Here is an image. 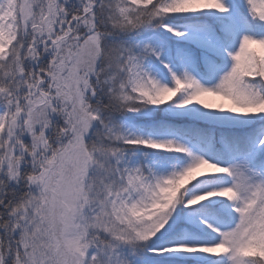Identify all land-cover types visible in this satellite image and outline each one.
<instances>
[{
  "label": "snow or ice",
  "instance_id": "6c2138e0",
  "mask_svg": "<svg viewBox=\"0 0 264 264\" xmlns=\"http://www.w3.org/2000/svg\"><path fill=\"white\" fill-rule=\"evenodd\" d=\"M0 264H264V0H0Z\"/></svg>",
  "mask_w": 264,
  "mask_h": 264
}]
</instances>
